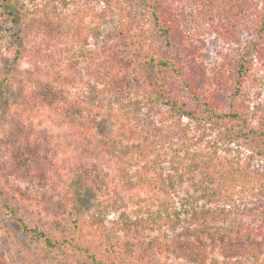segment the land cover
Instances as JSON below:
<instances>
[{"label": "rangeland", "instance_id": "obj_1", "mask_svg": "<svg viewBox=\"0 0 264 264\" xmlns=\"http://www.w3.org/2000/svg\"><path fill=\"white\" fill-rule=\"evenodd\" d=\"M163 1L162 4L169 9L171 16H178L174 22L180 25L182 40L178 36L176 48L183 58L188 76L199 85L204 97L212 98L220 110L234 108L249 112L254 118L264 116V31H259L263 26L261 19L257 26L252 22L253 17L245 20L237 35L231 36L218 19L210 23L201 13L199 1ZM263 4L264 0L258 1L259 11ZM1 10L4 12L1 20L6 18L7 25L13 24L21 29V37L6 38L0 23V184L16 195L17 210L23 217L34 224L56 230L58 220L69 216L66 210L72 204L74 191L79 189L76 177L79 169L75 161L83 151L82 141H85V137H78L74 133L77 128L73 123L77 120L81 126L86 118L94 117L101 124L99 130L104 134H130L129 115L125 111L123 113L117 103L106 99L102 91L103 82L97 78L100 73L90 65L93 61L99 63L107 45L117 44L127 49L121 30L123 25L128 26L133 20L132 13L137 10L129 8L125 0H7ZM137 23L144 27L150 26L144 16L134 21L135 26ZM260 34V49L249 61L242 95L232 100L230 94L236 73L234 58L248 53V44ZM159 44L155 43V46L158 48ZM102 66H98L101 73ZM122 66L119 63L115 69L116 78L126 93L124 96L142 101L143 110L146 111L148 106L145 100L156 92L159 94L151 78L153 69L149 64L139 67L132 65L130 71H126ZM143 71L145 75L142 82L138 77ZM65 74L74 78L70 81L60 80ZM112 74H115L114 70ZM129 77L130 82L136 78L130 85L127 83ZM49 82L52 86L47 85ZM50 88L53 91L59 90V104L66 97L75 107L69 111L56 110L51 104L53 102H50L53 94L48 91ZM153 106L151 115L154 114L155 118L164 117L166 109L162 105ZM227 144L238 148L239 151H235L233 156L245 160L251 154L247 144L237 146L231 140ZM196 146L199 152L195 156L185 154L182 166H189L194 157L200 170L206 174L200 175L199 182L187 181L184 185L182 181H177L175 185L168 183L166 189H160L159 198L152 189L145 187L140 190L143 191L140 197L129 200L126 208L107 214L105 223L117 221L120 210H126L133 216L139 214L145 217L172 212L181 206L182 197L188 191L195 193L202 185L208 186L207 177L211 178L208 170L211 167L207 168L205 162L210 159L217 163L225 161V152L208 150V146L203 143H197ZM248 161L250 166L260 171L247 176L244 184L236 185L232 192L236 200H253L256 207L249 216L243 213L238 214L239 217L232 216L226 225L233 226V230L241 229L240 225L256 228L263 222V210L257 209V206H263L264 198L260 199V194L258 199L256 196L264 187V159L256 155ZM234 180L227 181L229 188H232L231 183L235 184ZM173 185L176 189L171 188ZM85 201L88 202V199ZM212 201L201 195L200 203L211 204ZM85 210L84 216L87 217L89 209ZM137 220L143 224L139 227L143 231L141 237L151 248L153 243L157 244L155 236L159 234V229L150 221ZM166 220L168 218L163 223ZM176 222L177 228H182L183 222ZM165 225L171 226L172 223L166 221ZM134 230H128L129 236L135 234ZM262 232L258 231L264 242V230ZM160 253L163 261L187 264L184 258L167 248ZM0 264L89 262L80 257H66L61 252H48L41 240L24 231L12 215L2 208L0 199Z\"/></svg>", "mask_w": 264, "mask_h": 264}, {"label": "trees", "instance_id": "obj_2", "mask_svg": "<svg viewBox=\"0 0 264 264\" xmlns=\"http://www.w3.org/2000/svg\"><path fill=\"white\" fill-rule=\"evenodd\" d=\"M4 1L7 0H0V23L4 27L5 37H21V29L13 24L7 25L6 18L1 20ZM195 1H199L200 11L210 23L218 19L231 36H236L244 21L251 17L256 26L261 19L263 26L259 31H264V6L258 10L259 0ZM125 2L129 3V8L137 10L132 13L133 24L130 21L121 30L127 49L117 44L107 45L103 58L97 64L93 61L90 67L100 73L97 78L103 82L102 91L106 99L117 103L118 108L129 115L130 134H104L99 130L101 124L94 117L86 118L81 126L77 120L73 123L77 128L74 133L78 137H85V141H82L83 151L75 161L79 169L76 173L79 189L74 191L72 204L66 210L69 216L58 220L56 230L34 224L23 217L17 210L16 195L0 184L2 208L12 215L24 231L41 240L48 252H61L69 258L80 257L89 264H172L159 256L164 248L184 258L187 264H264V242L258 233L264 230V216L262 224L256 228L240 225L241 229L233 230V226L226 225L234 215L243 213L249 216L254 213L256 203L247 198L236 200L232 189L244 184L247 176L260 171L250 166L248 160L256 155L264 159V116L254 118L249 112L234 108L220 110L212 98L204 97L199 85L188 76L183 58L176 48L178 36L182 40L180 25L174 22L178 16H171L169 9L162 4L163 0ZM143 16L150 26L144 27L139 23L135 26L134 21ZM261 35L248 44V53L234 58L236 73L230 94L232 100L242 95L249 61L260 49ZM155 43H160L158 48ZM119 63L126 71H130L132 65L139 67L149 64L153 69L151 78L159 94L156 92L145 100L148 106L146 111L143 110L142 101L124 96L126 93L116 78L115 68ZM100 64L103 65L102 73L98 67ZM8 69L11 71V67ZM112 70L115 74L111 76ZM144 75L143 71L138 80L143 82ZM71 78L74 77L65 74L59 79L70 81ZM130 79L127 81L129 85L136 80L134 77L130 82ZM47 85L52 86L50 82ZM175 89L178 90L173 92ZM48 91L53 92L50 102H53L51 104L56 110L69 111L75 107L66 97L59 104V90L50 88ZM153 104L166 109L164 117L151 115ZM229 140L237 146L247 144L251 150L248 159L233 156L239 150L228 146ZM197 143L206 144L208 150L225 152L227 163H217L213 159L205 162L207 168L211 167L208 173L212 179L207 177L208 186L202 185L195 193L188 191L182 197L181 206L172 212L145 217L120 210L117 221L105 223L107 214L126 208L129 200L140 197L143 192L140 190L145 187L152 189L159 198L160 189H166L168 183L175 185L177 181H182L184 185L187 181L199 182L201 174L206 176L194 157L189 166H182L185 154L195 156L199 152L195 148ZM229 179H235V184L231 183L232 188L227 183ZM174 185L171 188L176 189ZM260 191L256 199L259 194L260 199L264 198V187ZM201 195L213 200L212 203H200ZM87 199L88 202L85 201ZM85 208L89 209L87 217L84 216ZM257 209L264 213V204L257 206ZM133 218L150 221L158 227L159 234L155 236L157 244L149 242L153 244L151 248L147 246L141 237L143 231L139 229L143 224L138 220L133 221ZM167 218L171 226H166V221L163 223ZM176 221L183 222L182 228H177ZM131 228L132 231L135 228V234L129 236L128 230ZM218 255L222 258L219 259Z\"/></svg>", "mask_w": 264, "mask_h": 264}]
</instances>
